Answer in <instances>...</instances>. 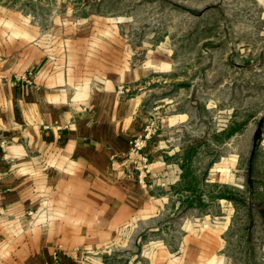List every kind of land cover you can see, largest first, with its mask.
Masks as SVG:
<instances>
[{
  "label": "rangeland",
  "instance_id": "obj_1",
  "mask_svg": "<svg viewBox=\"0 0 264 264\" xmlns=\"http://www.w3.org/2000/svg\"><path fill=\"white\" fill-rule=\"evenodd\" d=\"M19 21L64 53L78 32L85 71L92 59L147 70L160 105L147 120L170 117V174L150 186L163 206L100 248L104 264H174L194 228L222 231L220 259L264 262V120L250 159L264 119V0H0V32Z\"/></svg>",
  "mask_w": 264,
  "mask_h": 264
},
{
  "label": "crops",
  "instance_id": "obj_2",
  "mask_svg": "<svg viewBox=\"0 0 264 264\" xmlns=\"http://www.w3.org/2000/svg\"><path fill=\"white\" fill-rule=\"evenodd\" d=\"M15 26L0 32V264H104L99 249L165 201L150 186L170 174V117L144 150L145 184L127 175L128 140L160 106L150 97L157 80L94 59L85 71L91 55L79 52L78 32L65 40L74 53H64L35 26ZM221 232L194 228L174 264H230L217 257Z\"/></svg>",
  "mask_w": 264,
  "mask_h": 264
},
{
  "label": "built area",
  "instance_id": "obj_3",
  "mask_svg": "<svg viewBox=\"0 0 264 264\" xmlns=\"http://www.w3.org/2000/svg\"><path fill=\"white\" fill-rule=\"evenodd\" d=\"M28 81L27 75L22 76ZM158 130L157 124L153 120H147L143 125L142 132L131 137L128 140V158H130V172L127 175L134 176L139 183L146 182V166L148 164V155L144 152L148 142L156 135Z\"/></svg>",
  "mask_w": 264,
  "mask_h": 264
},
{
  "label": "water",
  "instance_id": "obj_4",
  "mask_svg": "<svg viewBox=\"0 0 264 264\" xmlns=\"http://www.w3.org/2000/svg\"><path fill=\"white\" fill-rule=\"evenodd\" d=\"M263 120H264L263 117H260L258 119L257 125L253 131L250 159H251L253 152H254L255 148L257 147L258 141L260 139Z\"/></svg>",
  "mask_w": 264,
  "mask_h": 264
},
{
  "label": "trees",
  "instance_id": "obj_5",
  "mask_svg": "<svg viewBox=\"0 0 264 264\" xmlns=\"http://www.w3.org/2000/svg\"><path fill=\"white\" fill-rule=\"evenodd\" d=\"M234 130H235L234 127H229V129L227 130V133L228 134L232 133ZM182 167L185 169V172H184V175H183V178H184L186 176V174H188V173L190 174V172H188L187 166L185 167V165H183Z\"/></svg>",
  "mask_w": 264,
  "mask_h": 264
}]
</instances>
